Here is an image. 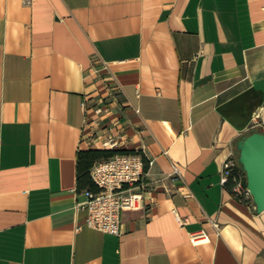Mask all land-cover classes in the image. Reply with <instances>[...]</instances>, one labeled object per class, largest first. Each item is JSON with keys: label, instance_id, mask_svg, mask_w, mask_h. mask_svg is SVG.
<instances>
[{"label": "crops", "instance_id": "crops-1", "mask_svg": "<svg viewBox=\"0 0 264 264\" xmlns=\"http://www.w3.org/2000/svg\"><path fill=\"white\" fill-rule=\"evenodd\" d=\"M258 126L264 0H0V264H264V210L221 182ZM108 136L147 170L119 235L77 178Z\"/></svg>", "mask_w": 264, "mask_h": 264}, {"label": "built area", "instance_id": "built-area-1", "mask_svg": "<svg viewBox=\"0 0 264 264\" xmlns=\"http://www.w3.org/2000/svg\"><path fill=\"white\" fill-rule=\"evenodd\" d=\"M83 106L87 110L86 101ZM103 110L101 106L94 108L97 114ZM102 143L110 149L120 145L113 136L104 138ZM145 164L141 152H117L92 166L90 175L96 189L85 190L86 199L82 202L87 209L85 222L88 226L110 234L121 233L122 212L142 207L143 190L146 187L144 177L147 174ZM238 165L236 152L231 149L222 164L221 182L225 184L232 177L235 182L234 196L243 201L252 200L246 176L238 170ZM170 175L176 180L181 178V169L177 164H173ZM176 218L180 224L185 223L181 216L177 215ZM198 238V234L192 235V240L197 241Z\"/></svg>", "mask_w": 264, "mask_h": 264}, {"label": "water", "instance_id": "water-1", "mask_svg": "<svg viewBox=\"0 0 264 264\" xmlns=\"http://www.w3.org/2000/svg\"><path fill=\"white\" fill-rule=\"evenodd\" d=\"M236 147L252 200L261 212L264 210V132L254 130L243 135Z\"/></svg>", "mask_w": 264, "mask_h": 264}, {"label": "trees", "instance_id": "trees-1", "mask_svg": "<svg viewBox=\"0 0 264 264\" xmlns=\"http://www.w3.org/2000/svg\"><path fill=\"white\" fill-rule=\"evenodd\" d=\"M260 130L263 131L262 127L252 128L248 133ZM247 133V134H248ZM117 152H136L129 151L127 149H89V150H80L78 153V185L80 187H86L89 190H95L94 182L91 179L90 170L92 166L100 160L107 159L114 155ZM139 152V151H137ZM245 202L252 204L251 200H245Z\"/></svg>", "mask_w": 264, "mask_h": 264}, {"label": "rangeland", "instance_id": "rangeland-1", "mask_svg": "<svg viewBox=\"0 0 264 264\" xmlns=\"http://www.w3.org/2000/svg\"><path fill=\"white\" fill-rule=\"evenodd\" d=\"M258 127H259V126H258ZM238 152H239V151H238V149H237V154H238ZM240 165H241V163H240Z\"/></svg>", "mask_w": 264, "mask_h": 264}]
</instances>
